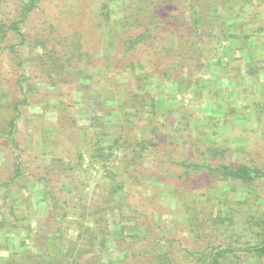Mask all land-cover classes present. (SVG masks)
Returning <instances> with one entry per match:
<instances>
[{"label": "rangeland", "instance_id": "obj_1", "mask_svg": "<svg viewBox=\"0 0 264 264\" xmlns=\"http://www.w3.org/2000/svg\"><path fill=\"white\" fill-rule=\"evenodd\" d=\"M108 1L43 0L27 22L26 32L28 38L30 37L31 46L36 44V40L48 39L51 40V45L61 48V40L71 43L74 36H80L84 49L90 55H112L113 52L107 47L99 45L98 41H102L103 34L100 36L96 32H107L105 22L96 10L99 4ZM137 1L143 2L124 0L122 5L127 10L122 11V7L114 8L118 17L117 24L123 20L124 14L130 15L134 12ZM159 4V29L150 34L156 36L159 32L162 40L158 45L162 46L163 53L159 51L161 56H157V64L152 71L157 70L159 75L163 74L164 64L174 60L178 51L175 49V43L183 41L182 34H186L192 42L195 41L197 47L195 46L192 49L194 52L191 50L189 54L192 66L179 73L171 71L173 80L178 82L173 83L171 80L165 83L160 91L166 102L158 106L161 110L154 116L156 133L152 134L157 137L159 144L147 150L142 163L137 166L140 172L137 182L129 179L133 169L129 167V170L124 165L130 154L128 156L122 149L116 152V157H110L104 163L95 165L87 173L76 168L78 151L87 152L83 162L84 169L90 166L88 152H96L97 147L89 141L92 134L88 128L91 124L89 110L92 107H89L91 104L85 98L86 91L78 92L80 83L71 81L74 70L66 69L64 82L61 81L57 87L47 88L56 91L46 98L48 101L44 102L42 94L39 95L36 100L41 104L40 107H30V115L19 121L17 138L22 147L21 151L13 152L2 144L3 140L0 138V184L8 179L7 177H13V173H9L7 168L11 166V158L16 154L20 155L19 161L27 180H34L36 177L49 180L56 192H59L60 184L65 178L68 180L70 177V183L77 184L88 179L89 185L85 191L88 194L87 200H92L91 203L96 208L105 203L104 190L108 185L105 176L108 171L111 176L116 174L115 182L126 180L124 214L118 218L115 212L108 214L107 218L111 227L115 225L116 218L122 220L125 237L137 236L134 239L135 242L138 241L137 246L143 245L139 247L141 253L138 251L137 254L144 256L138 255V260H133V253L128 252L126 257L124 254L127 245H124L122 250L117 249V233L112 231L110 247L103 257L106 264L118 260L119 257L122 258L120 264H148L154 256V252H151V257L144 252L149 245L155 248V256L157 250L164 247L163 250L169 253L176 264H200V256L204 252L209 254L206 249L211 245L245 249V241L252 234L254 227L253 222L246 223L241 230L240 224L252 213H249L247 206L239 207L240 205L234 204L238 213L233 224L228 225L225 221L222 225L214 226L210 216H216V211L219 210V206L215 204L216 199L225 198L234 203L245 197L244 199L251 202V209H256V214L264 209V185H260L256 193L253 191L251 194V191L247 193V187L242 186L239 181L209 172H204L192 179V182L185 183L177 177L181 173L177 165L164 161L168 156L173 160L196 158L195 143H198L202 150H209L214 147L215 141H218L219 146L224 149V159L227 162H264V122H256L255 115L248 108V105L256 100L264 101V4L252 7L244 0H164ZM192 4L202 14L203 26L197 38L192 23ZM130 21L133 24V33L137 34L145 27L144 24L149 18L143 21L142 15H134ZM223 22L228 24V31L224 35L226 39L221 33ZM260 27L262 31H259ZM244 30L247 35L253 31L259 33L246 40ZM170 49L173 51L170 52ZM144 50L146 54L153 53V49L148 45ZM144 50L139 53L145 54ZM28 57L29 60L33 59L31 55ZM92 72H96L99 82L94 87L90 86L88 94L91 98V90L96 87L109 88L108 95H113L114 74L103 68L95 71L93 66ZM28 73L31 75L30 70ZM177 75H180L179 80ZM18 77L20 70L18 71L13 61L5 56L0 57V83L7 86L8 82L12 84ZM116 79L119 83L124 80L125 88L131 84L134 86V80L127 73L116 75ZM180 80H183V83ZM158 83L159 78L152 79L151 86L155 87ZM29 84L35 88L48 86L47 82L37 79H33ZM57 100L62 101L60 106L66 108L64 111L53 107L46 109L49 102L54 104ZM114 101L111 100V103ZM228 103L232 104L230 107L234 108L235 113L226 118L224 114L230 111ZM125 118L130 120L124 124L127 129L135 127L133 117L127 115ZM215 118L219 119L216 121ZM87 128L88 132L84 131ZM198 131L204 134H199ZM88 167L86 169H89ZM29 182L28 191L13 190L11 196L14 205L19 208L17 210L20 216L23 209L24 212L27 210L30 213L32 226L36 230L38 221H48L47 213L51 209V200L45 195L42 184ZM23 196H31L34 207L25 208ZM2 203L0 193V204ZM244 230L247 231L244 232L246 234L239 236V232ZM14 234L7 233L10 236ZM55 242L57 251L63 240L57 239ZM19 243L20 236L14 244L18 246ZM27 243L32 244L28 241ZM137 250L138 248L135 251ZM3 253L5 254V251L0 250L1 264L7 262V258L1 260ZM247 259L249 258L245 252L240 251L229 254L226 262L246 264Z\"/></svg>", "mask_w": 264, "mask_h": 264}, {"label": "trees", "instance_id": "obj_2", "mask_svg": "<svg viewBox=\"0 0 264 264\" xmlns=\"http://www.w3.org/2000/svg\"><path fill=\"white\" fill-rule=\"evenodd\" d=\"M42 1L0 0V57L9 58L18 71L20 70V77L15 79L12 84L8 82L7 86H3L0 83V138L3 140L2 144L15 153L21 151L22 147L17 138L19 121L25 120L30 115V107H40L41 104L36 100L39 95L42 94L44 102L48 101L46 98L51 97V94L56 91H50L47 88L57 87L61 84V81L64 82L63 75L66 69L74 70V73L71 74L73 77L71 81L80 83L78 92L86 91L85 98L91 104L89 107H92L89 110L91 124L88 128L92 131L89 141L97 147L96 150L99 152L98 154L97 151L94 153L88 152L90 166H87L89 169H86L87 167L83 169L87 152L79 150L76 158L78 160L76 168L87 173L95 165L104 163L110 157H116V152L122 149L127 152L128 156L130 154L124 165L127 169L129 167L133 169L129 174V179H134L137 182L140 174L137 166L142 163L147 150L159 144L157 137L152 136V134L156 133L154 130V116L161 110L158 106L164 105L166 102L160 91L164 88L165 83L173 80V72L179 73L192 66L190 62L192 58L189 54L192 51L194 52L192 49L196 46V42H192L186 34H182L183 41L179 40L175 43V49L178 51L174 56V60L169 64H164L165 70L163 74L159 75V72L157 70L152 71V68L157 64V56H161L159 51L163 53L162 46L158 45L162 38L159 36V32L156 36L150 33L159 29V25H157L161 18L159 3L164 0L137 1L133 8L134 12L130 15L124 14V18L121 22H118L119 24L116 23L118 17L114 8L122 7V11L127 10L122 5L124 0H112V2L109 0L99 4L96 10L101 20L105 22L107 32L103 33L102 30L96 32L100 36L103 34L102 41L101 39L98 41L99 45L107 47L113 52L112 55L108 54L100 57L90 55L84 49L80 36L78 38L74 36L71 43L61 40L59 42L61 48L51 45L52 42L48 39L36 40V44L31 46L30 37L28 38V32H26L27 22ZM244 1L255 7L264 4V0ZM134 15H142L143 21L147 17L149 18V21L144 24L145 27H142L137 34L133 33V24L130 21ZM201 15L200 10L192 4V23L196 38L203 26ZM104 25H101V27ZM227 25L226 22L222 24L221 33L224 38L226 31H228ZM263 29L260 27L259 31ZM258 33L253 31L247 35L244 30L246 40L253 37L251 35L257 36ZM197 43H200L199 38ZM147 45L153 49L152 54L150 52L146 54L144 49ZM27 46L28 50H26ZM163 49L166 50L165 47ZM143 50L145 54H140L139 52H143ZM169 51L171 52L173 49ZM27 55L33 56V59L29 60ZM259 63H261V60ZM92 66L95 71L103 68L114 74L112 76V88L115 91L113 95H108L109 88L99 89V87L91 90L93 93L92 98L88 94L91 89L90 86L94 87L99 82L96 72L91 73ZM29 70L31 75L28 73ZM171 71L173 72L171 73ZM124 73L131 75L134 86L131 84L125 88L123 87L126 85L123 82L124 80L120 81L123 84L117 81L116 75L119 76ZM176 77L178 79L180 75ZM156 78H159V83L152 87L151 81ZM33 79L45 81L48 86L35 88V86L29 84L32 83ZM176 82L178 81L173 80V83ZM180 82L183 83V80H180ZM189 84H191L190 80ZM111 100H115L114 103H111ZM61 104L62 101L59 100L54 104L49 102L46 109L53 107L64 111L66 108L61 107ZM231 105V103H228L229 107ZM248 108L255 115L256 122H264V101L256 100L250 103ZM234 111V108L230 107V111L224 115L227 118L229 115H233ZM127 115L134 118L135 127L127 129L124 125L130 122L125 118ZM197 119H199L198 116ZM187 124L190 123L187 122ZM215 125L216 123H214ZM88 128L84 131L87 130L88 132ZM199 134L204 133L200 131ZM194 145L197 147L196 158L173 160L168 156V159L164 160L165 162L175 163L178 169L181 170V173L177 175L179 181L189 183L204 172H209L210 174L219 173L224 178L239 181L242 186L247 187V193L251 191V194L253 191L256 193V189L260 185H264V162L262 160L260 163L253 164L243 161L237 163L227 162L224 159V149L219 146L218 141H215L214 147L209 150H202L198 143ZM11 159V166L7 170L9 173H13V177H7L8 179L1 181L0 184V193L3 199V203L0 204V250L5 251V254L1 255V260L7 258L5 264H106L103 257L110 247L109 242L112 231L117 233V235L115 234L117 249L122 250L124 245H127L124 254L126 257L128 252L133 253V260H138V255L144 256L143 254H137L138 251L140 252V246H143H137L138 241L135 242L134 240L137 236L125 237L122 220L118 219L120 215L124 214L125 210L126 180L115 182L116 174L114 173L111 176L108 171L105 176L108 184L104 190L106 193L105 203L96 208L91 203L92 200H87L88 194L85 191L89 185L88 179H84L77 184L70 183V177L68 180L65 178L60 184L59 192H56L55 187L50 185L49 180L45 181L43 178L37 177L34 180L26 179L25 171L19 161V154ZM63 171L65 170L63 169ZM29 181L42 184L45 195L51 200V209L47 213L49 214L48 221L46 223L38 221L35 226L37 227L36 230L32 226L30 213L26 209V212H24L23 209L20 216L18 214L19 208L14 205L11 196L13 190L28 191ZM69 196L72 198L70 199ZM244 198L242 197L239 199L240 201L234 203L228 202L225 198H217L215 204L219 206V210L216 211V216L211 215L210 217L214 226L222 225L225 221L226 224L231 225L235 220L236 213H238L234 208V204L240 205L239 207L247 206L249 213L252 214L247 220L242 221L240 224L241 230H243L246 223L252 222L254 230L251 231L252 234L245 241V249L211 245L206 249L209 254L204 252L200 256V264H228L226 262L228 255L240 251L245 252L249 258L246 264H264V209L256 214V209L253 210L250 207L251 202ZM30 199L31 196H23L25 208L34 207L33 199ZM184 199H186L185 196ZM115 212L118 218L115 220V225L111 227L107 216ZM191 221L193 222V220ZM198 226L202 227V225ZM255 228L259 229L256 230ZM10 232L15 234L12 236L7 235ZM244 232L247 231L239 232V236L245 235ZM18 236H20V243L17 246L14 242ZM57 239L63 240V242L60 243L61 245L59 244L56 251L57 244L55 240ZM27 241L32 244H28ZM137 248L138 250L135 251ZM163 248L157 250L156 256L153 246L149 245L144 250L150 257L151 252H154V256L148 264H176ZM121 261L122 258L119 257L118 260L108 264H120Z\"/></svg>", "mask_w": 264, "mask_h": 264}]
</instances>
